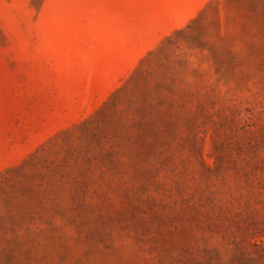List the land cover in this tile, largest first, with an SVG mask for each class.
<instances>
[{
  "label": "rangeland",
  "instance_id": "1",
  "mask_svg": "<svg viewBox=\"0 0 264 264\" xmlns=\"http://www.w3.org/2000/svg\"><path fill=\"white\" fill-rule=\"evenodd\" d=\"M0 264H264V0H0Z\"/></svg>",
  "mask_w": 264,
  "mask_h": 264
}]
</instances>
